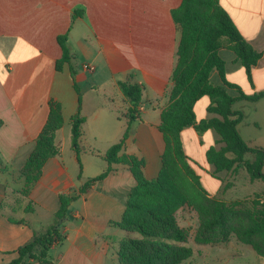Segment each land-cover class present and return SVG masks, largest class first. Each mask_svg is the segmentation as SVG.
<instances>
[{
	"label": "crops",
	"instance_id": "0c3cea01",
	"mask_svg": "<svg viewBox=\"0 0 264 264\" xmlns=\"http://www.w3.org/2000/svg\"><path fill=\"white\" fill-rule=\"evenodd\" d=\"M181 1L0 0V264H9L20 246L54 223L61 194L77 191L107 168L103 156L128 125L129 104L118 82L143 88L139 120L132 123L121 153L144 161L146 179L158 176L164 150L160 114L168 102L180 39L171 10ZM220 4L246 41L262 54L252 69L250 90L242 89L246 94L259 92L263 89H257L256 80L264 82V0H220ZM74 10H83L84 16L72 20ZM66 32L71 59L57 72L55 63L62 55L57 37ZM229 53L221 50L219 55L227 81L234 83L228 70L238 62ZM210 81L221 84L216 71ZM79 95L84 123L78 160L71 147L70 119L78 111ZM51 100L60 103L64 121L55 133L60 153L45 162L39 179L24 195L22 169L46 122ZM242 102L232 108L238 105L234 111L244 116L237 126L241 137L239 128L248 119ZM197 103L196 120L210 118L197 117ZM208 104L209 100L205 110ZM260 107L264 108V98L255 102L256 115ZM253 122L254 130L246 132L250 139H242L264 150V121L256 116ZM180 138L203 187L216 197L214 186L205 185L203 176L212 177L214 168L206 162L205 151L218 147L217 135L207 131L198 136L187 128ZM186 144L198 146L195 153L203 159L190 154ZM134 185L128 168L115 165L105 179L73 201L61 228L64 240L49 251L52 264H117L118 244L127 234L113 223L120 221ZM209 249L206 256L215 259L241 258L244 253L239 244L235 252L221 255L222 248Z\"/></svg>",
	"mask_w": 264,
	"mask_h": 264
},
{
	"label": "trees",
	"instance_id": "16d2710c",
	"mask_svg": "<svg viewBox=\"0 0 264 264\" xmlns=\"http://www.w3.org/2000/svg\"><path fill=\"white\" fill-rule=\"evenodd\" d=\"M83 16V10H74L72 20ZM171 18L180 32V39L177 62L171 75L172 87L168 102L160 114L159 131L164 150L158 176L146 179L144 161L121 153L131 134L132 123L139 120L143 88L139 84L118 82V88L129 104L128 125L119 142L103 156L107 168L98 176L88 179L77 191L61 194L54 223L20 246L16 250L17 257L9 264H52L49 251L64 240L61 228L70 204L105 179L115 165L127 167L135 181L127 195L120 221L113 223L127 234L119 241L117 264H182L191 258L193 250L186 245L187 233L174 219L179 204L194 210L197 215V245L224 244L234 236L239 243L249 246L257 257L264 259V190L248 206L239 200L226 202L210 196L200 176L192 168L193 161L186 155L180 138L181 132L187 128H192L198 136L213 131L218 137V147L211 146L205 151L206 162L214 168L212 177L218 179V173H235L243 168L251 182L264 183V150L249 146L242 139L237 126L244 116L241 111L232 109L234 103L239 101L261 100L264 89L246 94L236 84L229 83L225 62L219 52L227 50L235 55L250 85L253 82L252 69L262 54L242 36L220 0H182L177 8L171 10ZM67 36L68 32L57 37L62 51L61 58L55 63L57 72L62 71L64 64L70 63ZM213 71H216L221 84L214 85L210 81ZM228 89L235 90L237 95L231 96ZM203 97L209 100L206 111L212 117L197 121L194 106ZM78 105V111L71 117L70 123L71 147L79 160V141L84 123L80 114V95ZM63 122L60 103L49 101L46 122L34 140L33 149L22 169L24 195L39 179L45 162L59 155L55 133Z\"/></svg>",
	"mask_w": 264,
	"mask_h": 264
},
{
	"label": "rangeland",
	"instance_id": "374dc122",
	"mask_svg": "<svg viewBox=\"0 0 264 264\" xmlns=\"http://www.w3.org/2000/svg\"><path fill=\"white\" fill-rule=\"evenodd\" d=\"M227 52L229 53L230 51H227ZM228 69H230L229 64H228ZM228 73L231 74L230 78L232 79V81H234V83L237 86H239L241 89H245L246 91L250 90L249 88L250 84L247 81L244 70L239 62L237 63V67L232 66L231 70H228ZM213 81L215 80L213 79ZM263 83L264 82L261 80H256L257 89H264ZM253 87H254V84H253ZM228 93L231 96L236 95V91L233 89H228ZM207 100L208 98L203 97L197 103L196 115L198 118H204V117L211 116V114H209L204 109L205 108L204 105L207 103ZM241 104L245 106L243 108V111L246 115H248V119L243 121L242 125L239 128V131L243 139L247 141L250 138L246 134V132L247 130H254L253 120H256V116L261 117L262 121H264V114H262L264 113V108L263 107L258 108V111H257L258 115H256L255 110H254L255 102L243 101ZM236 109H238V105L234 106V110ZM213 134L215 133L213 132ZM186 145H187L186 146L187 151L190 154H193L194 157H196L197 159H203L202 154L199 155L198 152L195 153L194 149H197V151H200L198 146L194 147V144H192V146L189 144H186ZM191 166L195 171H197L196 167L192 163H191ZM203 177H204L203 182L205 185L211 184L214 186V190L216 191V195H217L216 198L222 201H226V202L239 200L242 204L248 206L250 205L253 198H255L257 194H261V192L264 190V183L261 181L251 182L248 178L246 171L243 168H240L235 173L222 172L219 174V176H217L218 179H213V177L206 176V175H204ZM172 189L177 194V191L174 188V186H172ZM170 201L171 203H175L174 200H170ZM178 202L180 201L178 200ZM178 206H179L178 209L174 213L175 222L180 228H183L186 231L187 233L186 245L191 247L194 250V257L192 256L191 258H189L182 264H264L263 258L257 257L253 253V251H251V249H245L249 247H247V245H243L239 243L235 239L234 236H231L230 239L224 244L197 245L195 243V236H196L197 229H198L197 215L194 210L184 206L183 204H179ZM237 244H239V246H242V248H244V253L241 258H228L226 260L225 258L223 259L221 257L220 259H215L210 256L209 257L206 256V252L210 250L209 248H213L214 250L215 248H219V247L222 248V249H219L218 251V254L220 255L222 254L223 251L224 253L235 252L236 251L235 246H237ZM214 252H216V250Z\"/></svg>",
	"mask_w": 264,
	"mask_h": 264
},
{
	"label": "built area",
	"instance_id": "2783aa9c",
	"mask_svg": "<svg viewBox=\"0 0 264 264\" xmlns=\"http://www.w3.org/2000/svg\"><path fill=\"white\" fill-rule=\"evenodd\" d=\"M84 68L87 70L88 69V66H84ZM139 109H140V106H139Z\"/></svg>",
	"mask_w": 264,
	"mask_h": 264
}]
</instances>
